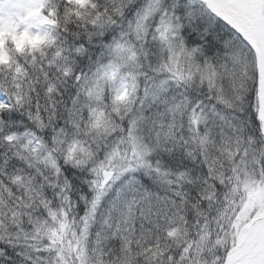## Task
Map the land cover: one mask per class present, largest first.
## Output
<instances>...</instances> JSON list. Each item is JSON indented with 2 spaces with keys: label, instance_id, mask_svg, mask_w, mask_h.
<instances>
[{
  "label": "snow or ice",
  "instance_id": "snow-or-ice-1",
  "mask_svg": "<svg viewBox=\"0 0 264 264\" xmlns=\"http://www.w3.org/2000/svg\"><path fill=\"white\" fill-rule=\"evenodd\" d=\"M0 264H264V0H0Z\"/></svg>",
  "mask_w": 264,
  "mask_h": 264
}]
</instances>
